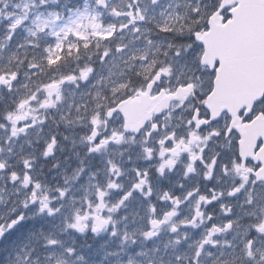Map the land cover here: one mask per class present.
<instances>
[{
	"label": "snow or ice",
	"instance_id": "1",
	"mask_svg": "<svg viewBox=\"0 0 264 264\" xmlns=\"http://www.w3.org/2000/svg\"><path fill=\"white\" fill-rule=\"evenodd\" d=\"M0 264H264V0H0Z\"/></svg>",
	"mask_w": 264,
	"mask_h": 264
}]
</instances>
